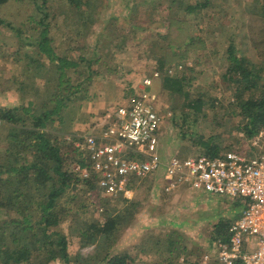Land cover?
I'll use <instances>...</instances> for the list:
<instances>
[{"label":"trees","instance_id":"obj_1","mask_svg":"<svg viewBox=\"0 0 264 264\" xmlns=\"http://www.w3.org/2000/svg\"><path fill=\"white\" fill-rule=\"evenodd\" d=\"M8 1L0 0V25L21 38L20 27L1 15ZM32 1L43 12V16L38 20L41 28L37 39L34 43L30 42L36 45L37 53V58H31V62L40 68L48 63L51 71L45 76L39 75L41 81L35 84V93L28 89V74L19 73L14 83L23 94V100L18 106L0 105V144H5L3 149L0 148V209L14 213L0 222V264H142L141 255L150 256L149 248L138 244L121 250L117 246L123 232L132 225L142 209V200L137 198L101 197L107 202L121 199L124 201L123 208L116 211L107 207L100 215L92 216V219L74 217L77 223L81 221V226L78 249L76 252L71 250V239L63 224L69 219L68 213L73 210L72 199L76 201L83 190L97 191L99 178L83 158L82 151L76 147L75 140L79 134L101 127L90 125L84 130L74 128V118L69 110L82 108L85 100L92 101L97 97L94 88L97 77L109 78L118 72H123L122 78L127 77L131 68L125 64L126 57L142 49L153 63L150 74L154 70L161 72V88L172 103L169 108L174 113V121L190 136L192 145L199 146L192 152L193 155L221 157L228 151H236L251 157L261 153L252 144L256 135L264 129V48L259 55L247 56L246 51L238 48L235 42H229L223 55L219 56V61L225 65L226 72L222 80L228 84L232 96L227 104L222 105L218 96L208 92L197 81L202 72L197 69L196 63L174 74L167 69L170 63L189 59L190 51L198 55V59L209 55L205 54L204 37L190 35V27L182 24L184 20L177 14L193 13L198 18L203 10L210 8L211 0H166L170 9L175 10L176 16L168 15L166 29L156 30L150 40L133 44L135 38L131 37V33L136 28L127 31L111 27L109 23L105 28L116 36L106 40V30H103L91 44V51L77 54L73 52L87 46L88 35L94 25L100 22L105 0H64L65 6L80 11L81 16L74 22L77 31L71 34L68 30V39L62 44H57L50 33L52 22L49 16L57 13L52 8L53 0ZM251 4L252 10L264 19V0H256ZM65 13L60 11L57 14ZM112 18L113 21L117 20L115 16ZM34 29L38 31L37 26ZM240 38L241 43H248L245 36ZM72 44H76V48ZM107 44L113 45V48L104 52L103 48ZM64 45L67 46L65 53L60 51ZM105 56H116V65H110ZM125 91L122 101L128 94ZM210 113L222 115L215 118L211 125L217 128L230 126V137L225 136L222 130L210 136L198 134L196 125ZM71 134L74 137L68 140ZM192 145L188 146L185 154L178 155L190 156ZM72 162L88 165L90 175L80 177L71 169ZM142 184L150 187L152 180ZM31 189H34V193L29 195ZM168 194L171 193L163 190L162 197ZM83 206L88 207L87 204ZM83 208L81 203V209L75 210L76 217L84 211ZM93 210L90 209L91 212ZM233 220L234 216L231 219L223 216L215 223L210 233L214 252L217 241L229 239V227ZM166 236L164 240L167 245L163 248L169 252V261L178 262L181 256H188L189 252L176 230ZM155 240L156 244H160L161 239ZM90 245H94V248L80 254ZM162 249L156 255L162 256ZM189 264L203 263L201 260ZM210 264L219 263L211 260Z\"/></svg>","mask_w":264,"mask_h":264},{"label":"rangeland","instance_id":"obj_2","mask_svg":"<svg viewBox=\"0 0 264 264\" xmlns=\"http://www.w3.org/2000/svg\"><path fill=\"white\" fill-rule=\"evenodd\" d=\"M211 1L210 8L203 10L198 18L193 13L183 12L177 15L184 20L182 24L190 27L192 31L190 35L202 36L206 40L205 54L209 55L205 58L201 56L198 59V55H194L190 51L191 56L189 55L190 57L187 60L191 61L192 64L196 63L197 69L202 72L197 81L208 89V92L218 96L219 101L224 105L228 103L232 92L229 90L228 84L222 80V75L226 71L224 70V63L219 61V56L223 55L229 42H235L238 48L246 51L247 56H256L261 51L263 52L264 19L252 10L253 5L251 3H255L256 0ZM64 2V0H53L52 8L57 13L66 11L65 15L55 13L49 16L52 22L50 33L55 37L57 44H62L68 39V33H70L67 32L68 30L72 32L71 34L77 31L74 22L81 16L80 11L65 6ZM105 2L106 6L100 13V22L94 25L88 35L87 46H82L81 49L75 50L73 54L91 51L93 49L91 44L95 42V39L103 30H106L104 32L106 40H111L113 36H116L112 34L110 29L105 28L109 23L112 24L111 27H119L127 31L136 28L131 33V37L134 36L135 38L133 44H136L150 40L156 30L164 31L168 24V15H175V10L170 9L166 0H105ZM1 15L15 26L20 27L21 38L23 39L18 38L14 31L0 25V105L18 106L24 97L17 89L14 78L21 72L28 74L27 85L30 86L28 89L35 93V84L41 81L39 75L43 74L45 76L51 71L48 63L40 68L31 62V58H37V53L35 52L36 45L30 44V42L34 43L37 39L36 36L41 28L38 20L43 16V12L37 9L32 0H9L4 5ZM113 16L116 17V21L112 20ZM132 24L135 25L132 26ZM36 26L38 28L37 32L34 31ZM244 36L247 38V44L240 41V37ZM25 38H29L31 41ZM71 46L76 48L77 45L72 44ZM253 46L254 48H252ZM112 48L113 45L107 44L103 51L107 52ZM60 51L67 52V46L60 47ZM105 57L110 65H116V56ZM179 62L176 61L175 64ZM125 64L131 68L127 77L122 78L123 72L113 73L112 77L109 78L97 77L94 85L98 94L97 97L92 101L85 100L82 108L76 107L69 110V114L74 118V121H72L74 128L84 130L90 125L92 127L94 125L105 126L108 121H111L114 109L122 102L121 98L124 90L129 94L139 83L143 74H150L149 70L153 68L149 55L142 49H138L131 57H126ZM170 65L174 64H168V66ZM161 87L162 80L157 79L154 88L160 94L159 109L164 118L160 129L161 150L163 155L168 158L175 154H185L188 146L192 145V140L174 121V113L169 108L172 103ZM162 104H164V107H162ZM219 116L210 113L209 116L200 120L195 130L198 134L205 136L214 135L222 130L225 136H229L232 132L229 131L231 130L230 126L217 128L211 125L215 118H219ZM4 145V143H1L0 148L3 149ZM192 147L190 148L191 153L199 149V146L192 145ZM254 148L258 152H263L264 138L260 139L259 144ZM70 164L71 169L74 170L75 163ZM161 184V178L158 176L157 179L152 181L150 187L141 184V187L135 191L132 199H141L142 209L138 212L132 225L123 232L117 246H120L121 250L138 244L149 248L150 256L141 255L142 264H189L190 262L203 261L206 254L210 256V260L215 261L216 254L211 244L210 233L218 219L223 216L225 219H231L232 216L240 213L244 200L241 197L230 198L224 195L212 194L204 189H195L191 186L163 198ZM33 193L34 189L28 192L29 195ZM72 200L73 210L68 213L69 219L64 222L63 227L70 236L71 250L74 252L78 249L81 226V221L77 223L74 220L75 218L92 219V216L100 215L107 207L114 208L117 211L123 208L124 205V201L121 199L116 202L112 200L110 202L104 201L97 191L83 190L78 194L76 201L75 199ZM81 203L82 208L84 207L83 204L85 206L87 204L88 207L83 208L84 211L80 213L81 217L80 215L76 217L75 210L81 209ZM101 207L104 209H101ZM90 209H95V211L91 212ZM13 215V212L0 209V222ZM72 219L74 223H72ZM173 230L181 235V242L189 252L188 256H181L178 262L169 261V252L163 248L167 245L164 240L167 237L166 235L173 232ZM155 239H161L160 244H156ZM93 248L94 245L87 246L80 254L87 253ZM161 249L163 255H156L161 252ZM52 264H58V262Z\"/></svg>","mask_w":264,"mask_h":264},{"label":"built area","instance_id":"obj_3","mask_svg":"<svg viewBox=\"0 0 264 264\" xmlns=\"http://www.w3.org/2000/svg\"><path fill=\"white\" fill-rule=\"evenodd\" d=\"M190 64L185 60L167 69L174 74ZM160 77L159 70L143 76L114 109L111 121L76 136V147L99 175L97 193L131 200L143 182L160 176L161 187L169 193L185 185L241 197L244 203L230 224L229 239L215 243L216 260L219 264H264V151L251 157L228 151L221 157L175 154L165 158L160 140L164 118L159 109L160 94L154 88ZM256 136L253 146L264 138V129ZM74 172L80 177L90 175L89 166L79 162ZM202 263H211L208 254Z\"/></svg>","mask_w":264,"mask_h":264},{"label":"crops","instance_id":"obj_4","mask_svg":"<svg viewBox=\"0 0 264 264\" xmlns=\"http://www.w3.org/2000/svg\"><path fill=\"white\" fill-rule=\"evenodd\" d=\"M187 187H188V186L183 185V186H181L180 188L176 189V190H175L174 192H172L171 194H173V193H175V192H177V191H180V190H182V189H186ZM168 196H169V194H168ZM239 215H240V213L234 215V216H235L234 219H236Z\"/></svg>","mask_w":264,"mask_h":264}]
</instances>
